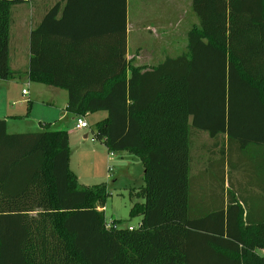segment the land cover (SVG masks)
<instances>
[{
  "label": "trees",
  "instance_id": "1",
  "mask_svg": "<svg viewBox=\"0 0 264 264\" xmlns=\"http://www.w3.org/2000/svg\"><path fill=\"white\" fill-rule=\"evenodd\" d=\"M28 1L0 0V80L24 78L9 45L12 9ZM192 3L200 29L186 52L151 69L127 59V0H61L46 12L29 80L66 90L68 115L106 113L93 140L144 165L130 210L140 223L106 224L110 192L78 183L66 130L11 134L0 119V264H264V210L254 224L236 198L200 220L190 207L192 131L264 145V0Z\"/></svg>",
  "mask_w": 264,
  "mask_h": 264
},
{
  "label": "crops",
  "instance_id": "2",
  "mask_svg": "<svg viewBox=\"0 0 264 264\" xmlns=\"http://www.w3.org/2000/svg\"><path fill=\"white\" fill-rule=\"evenodd\" d=\"M59 1L61 0H29L26 4L12 9L10 67L14 71L21 72L23 79L27 82H31L28 77L31 33L41 24L46 12ZM137 1L140 9L135 13L134 23L130 25L127 19V44L130 34H133L136 47L133 55L127 51V59L131 66L151 69L163 63L167 58L173 59L184 54L188 44L187 34L193 29H200V21L193 10L192 0ZM153 6L157 7L154 11L159 12V15H153L154 11L152 12L150 8ZM128 11L129 0H127ZM129 26L133 28L132 32ZM94 27L101 28V24L94 23ZM37 41L40 42V39ZM174 49L179 51L176 57L171 56ZM130 74L131 72L128 71L127 76L129 77ZM15 81L17 80H0V91L2 92L0 119H6L8 133H11L10 123L24 117V112L15 110V103L9 100V91L12 84L16 83ZM31 83L54 88L41 83ZM58 90L65 91L67 94L62 102L61 115L56 116L57 122H62L71 115L65 112L68 102L67 91ZM57 102L58 100H53L54 107ZM25 113L27 116L28 109H25ZM101 119V121L104 120L103 117ZM75 131L84 130H77L75 127ZM87 137V135L83 136L84 139ZM118 154L121 158L119 163H121L128 153ZM191 158L190 188L203 193L197 203V216L195 214L197 210L195 209L194 212L191 208L193 218L205 219L216 211L226 210L230 204L229 200L236 198L245 203L241 205L245 209V214L249 215L251 223L256 224L263 219L264 145L250 144L241 147L234 139H228L225 134L212 138L206 132L194 130L192 131ZM220 201H222V206L216 205ZM256 252L263 255L264 249L258 247Z\"/></svg>",
  "mask_w": 264,
  "mask_h": 264
},
{
  "label": "rangeland",
  "instance_id": "3",
  "mask_svg": "<svg viewBox=\"0 0 264 264\" xmlns=\"http://www.w3.org/2000/svg\"><path fill=\"white\" fill-rule=\"evenodd\" d=\"M150 8L152 12L154 9H157L156 6ZM139 9L140 5L137 0H129L128 22L130 25L134 23L135 13ZM153 13L154 16L159 15V12L156 10ZM129 28L132 32L133 28L130 26ZM135 50L133 34H130L127 51L130 55H133ZM173 52L172 57L179 55V51L176 49ZM15 82V84H12V88H10L9 100L15 103V110H22L20 112H24V117L21 120L10 123L11 134L42 132L46 130L45 124H52L50 130L65 129L69 133L70 139L69 167L77 177L78 183L84 187L106 184L110 192L105 208L103 210L99 209V211H104L106 224L111 226L117 220L121 221V228H137L140 219L131 218L130 210L133 203L137 202L135 197L138 189L145 184L144 165L133 154H127L123 158V161L119 163L121 161L119 154L112 156L101 142L93 140L95 126L102 120L101 117L105 118L106 113H97L96 115L93 114L86 117L85 119L89 124V128L81 132L75 131L78 119L75 116H69L65 121L57 122L56 116L61 113L62 102L67 96L65 91L27 82L26 79ZM22 90H27L29 95L23 97ZM1 93L0 91V100ZM56 95L58 96L55 97ZM54 99L58 100L55 107L52 103ZM29 102H31V108L28 115L25 116V109H28ZM84 135L88 137L84 139ZM202 194L201 191L190 188L191 208L193 211L197 210L196 212L194 211L196 216L198 212L197 203L200 201ZM216 205L222 206V201L217 202Z\"/></svg>",
  "mask_w": 264,
  "mask_h": 264
},
{
  "label": "built area",
  "instance_id": "4",
  "mask_svg": "<svg viewBox=\"0 0 264 264\" xmlns=\"http://www.w3.org/2000/svg\"><path fill=\"white\" fill-rule=\"evenodd\" d=\"M28 91L27 90H22V96L26 97L28 96ZM89 128V124L86 121L85 118H78L76 121V129L77 130H85ZM112 156H114L113 154H111ZM130 230H132L133 228H129Z\"/></svg>",
  "mask_w": 264,
  "mask_h": 264
}]
</instances>
